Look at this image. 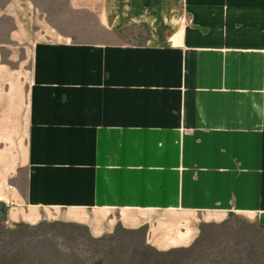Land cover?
<instances>
[{
    "label": "crops",
    "instance_id": "1",
    "mask_svg": "<svg viewBox=\"0 0 264 264\" xmlns=\"http://www.w3.org/2000/svg\"><path fill=\"white\" fill-rule=\"evenodd\" d=\"M66 3L90 18L85 38L35 0H0V168L17 205L264 230V0Z\"/></svg>",
    "mask_w": 264,
    "mask_h": 264
},
{
    "label": "rangeland",
    "instance_id": "2",
    "mask_svg": "<svg viewBox=\"0 0 264 264\" xmlns=\"http://www.w3.org/2000/svg\"><path fill=\"white\" fill-rule=\"evenodd\" d=\"M66 1L35 0L52 22L62 27L73 24L79 36L85 38L86 31L81 29L90 18L83 12L67 9ZM234 26L242 31V24ZM222 27L220 31L230 35V25ZM223 44L257 46L261 42L234 39ZM3 204L0 264H264V230L247 220L201 223L191 246L159 251L146 244L143 227L135 230L118 227L113 233L96 238L85 226L71 222L68 210H28L17 205L12 192L9 202ZM8 213L15 218L39 217V221L36 224L12 218L8 221Z\"/></svg>",
    "mask_w": 264,
    "mask_h": 264
},
{
    "label": "bare ground",
    "instance_id": "3",
    "mask_svg": "<svg viewBox=\"0 0 264 264\" xmlns=\"http://www.w3.org/2000/svg\"><path fill=\"white\" fill-rule=\"evenodd\" d=\"M11 199V190L0 168V207L5 206ZM28 210H61L71 213L68 219L76 224L85 226L92 237H101L111 234L118 227L135 230L145 228L146 244L159 251H169L170 249L187 248L191 246L199 234L201 223H218L224 218H207L191 216H174L142 213H125L109 211H92L76 209H59L43 207H26ZM94 214H106L103 217H96ZM12 218L20 219L24 223L36 224L39 217L15 218L8 213V221ZM41 218V217H40ZM248 222L254 223L252 220ZM255 224V223H254ZM142 231V230H141Z\"/></svg>",
    "mask_w": 264,
    "mask_h": 264
}]
</instances>
